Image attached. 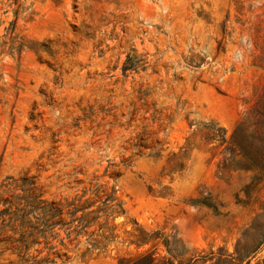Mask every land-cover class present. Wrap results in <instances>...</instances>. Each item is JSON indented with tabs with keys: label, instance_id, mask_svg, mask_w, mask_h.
<instances>
[{
	"label": "rangeland",
	"instance_id": "obj_1",
	"mask_svg": "<svg viewBox=\"0 0 264 264\" xmlns=\"http://www.w3.org/2000/svg\"><path fill=\"white\" fill-rule=\"evenodd\" d=\"M263 102L264 0H0V186L106 206L114 228L106 240L97 225L76 240L55 229L20 254L8 233L0 264H118L145 249L173 264H264V178L227 152L239 124L264 137ZM139 231L158 244L137 250ZM91 234L90 256L64 255Z\"/></svg>",
	"mask_w": 264,
	"mask_h": 264
},
{
	"label": "trees",
	"instance_id": "obj_2",
	"mask_svg": "<svg viewBox=\"0 0 264 264\" xmlns=\"http://www.w3.org/2000/svg\"><path fill=\"white\" fill-rule=\"evenodd\" d=\"M11 46L18 42L17 50L21 51L23 48L22 39L15 35L14 27L9 32ZM257 110L255 118V126L264 127V102ZM242 127V126H241ZM247 128H241L240 124L235 128L233 135L229 141V147L227 152L231 161H236L240 164V169L252 174V182L259 183L264 178V148L258 150L254 145L256 141L261 142L264 145V137L259 139L255 135H247ZM225 142V139L223 140ZM7 182L3 183L0 188H4V193L10 194L13 201L9 202L3 200L4 205H9V208L0 211V236L10 233L8 241L12 245L14 251L26 252L29 249L40 245L41 243L48 245L52 240H55L59 234L55 232V229L64 230L66 238L74 236L76 240L79 236L86 234V230L97 225L98 233L97 237L107 239L104 237L106 232L111 234L114 228H108L109 215L105 206L102 209L96 211H90V205H80L81 199H73L72 201L65 202L64 204H54L43 201L41 195H34L32 184L26 183L17 185L16 180L11 178L6 179ZM11 180V182H8ZM21 190L22 195H13L12 191ZM2 194H0L1 200ZM107 202V201H106ZM107 205V203H106ZM123 210H120L117 214H122ZM103 214L104 222H99ZM93 234L89 235L86 240V248L81 251L77 245L70 251L68 250L62 240L60 245L64 246L65 253H75L74 257H80L83 260L88 257L92 252L98 249L99 241L92 238ZM134 244L137 250L142 249L149 244L156 246L157 239L159 237L154 234H147L144 231H139L134 236ZM71 241V240H70ZM162 244L165 248L166 254L170 257L172 253H177L175 249H172L173 242L167 239H162ZM46 249L53 250L55 246L46 247ZM35 264H40L36 262ZM118 264H173V260L169 257H158L155 250L145 249L138 251L133 256L122 257Z\"/></svg>",
	"mask_w": 264,
	"mask_h": 264
}]
</instances>
